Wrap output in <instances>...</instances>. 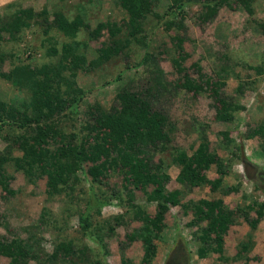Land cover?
I'll return each mask as SVG.
<instances>
[{"label": "trees", "instance_id": "obj_1", "mask_svg": "<svg viewBox=\"0 0 264 264\" xmlns=\"http://www.w3.org/2000/svg\"><path fill=\"white\" fill-rule=\"evenodd\" d=\"M22 1L5 5L3 10L7 12L4 15L0 12V65L5 58H9L4 42L19 39L21 31L32 28L39 18L43 17L44 23L47 21L45 39L46 43L52 45L47 51L50 60L33 64L11 59V70L0 71V76L23 93V98L16 104L0 100V136L6 143L0 149V185L11 194L17 192L9 187L8 181L12 175L7 172L10 168L22 171L27 182L32 184L45 176L49 200L60 198L64 205L57 213L44 208L38 222L24 228L27 237L19 235L10 242L0 240V253L11 257L9 264H23L20 263L22 256L34 259L36 264H107L104 258H100V254H93V257L98 256L94 259L92 255H87V251L91 250L86 239H97L96 231L106 230L101 222L94 221L92 212L100 214L103 205L114 198L119 200L120 205L129 204L126 212L144 221V226L129 233L128 238L135 240L137 237L143 242L144 255L140 264H153L158 250L155 238L160 237L165 226L164 214L170 204L184 205V189L167 188L171 179L168 170L170 166L179 167L177 180L186 188L209 185L213 190H219L223 183L222 174L212 179L203 171L213 163L216 155L209 150V139L198 124L194 127L199 131L200 144L192 154L175 145L177 127L162 106L163 99L177 95L181 87L196 92L208 91L219 102L217 112L228 121L245 108L240 102L230 100L228 103V98L220 91L225 82L221 75L226 70L225 66H221L219 72L222 81L213 80L211 76L202 73L199 63L193 65L198 72V77L193 78L185 67L188 54L178 43L167 46V38L184 42V38L179 35L193 6L200 7L197 20L211 21L224 5L232 8L239 4L238 7L254 17L255 4L259 0H121L127 18L121 23L107 21L98 24L95 35L108 27L112 39L110 44H104L99 49L97 62L87 65L85 69L90 71L119 56L129 58L138 54L139 61L135 64L138 75L132 76L137 83L134 85V79H130L122 85L116 95L118 104L111 108L100 101H88V90L77 83V72L86 63L83 48L86 49L87 44L77 39L82 28H87L88 23H85L84 18L79 14L71 17L63 10H54L56 19L49 23L50 11L45 9L36 13L33 8L23 9ZM253 21L264 33V19L255 18ZM40 25H43L42 21ZM51 29L72 36L76 41L65 42L62 48H58L54 37H49ZM4 32L9 34V39L3 40ZM140 49H145L144 53ZM162 54L170 59L177 73L184 75L182 79L173 82L166 76L159 60ZM10 56L14 54L10 53ZM70 58H73L72 63ZM255 69L263 74L264 62ZM121 79L122 76L118 75L116 80ZM71 119L74 123L69 126L64 124ZM263 131L264 121L250 136ZM17 151L22 154L16 155ZM158 154L160 159L156 161ZM238 159L242 161V158ZM80 171L91 175L92 187L86 206L78 213L82 237L76 240L65 236V232L68 221L76 213V200L82 195ZM112 176L123 178L122 187L113 189L110 195H98L94 183L103 182L104 177ZM130 185L142 189L149 201L156 202L154 215L146 213V209L135 202ZM235 188L231 186L228 190L238 191ZM224 191L226 193L227 189ZM255 205L257 203L252 202L243 208L246 211L245 219L249 220L253 231L258 229L264 218V206ZM185 208L194 210V218L189 226H198L193 231L197 242V259L207 258L210 253H217L219 257L209 264L249 259L256 245L254 232H249L246 239L237 244L235 255L226 253L224 237L235 222V213L228 209L223 198L193 200ZM249 211H255L256 217H251ZM58 217L63 218L64 226H60ZM124 218V215L116 216L115 225H110L109 231L113 232L119 226L126 225ZM53 224L65 235L58 239L53 252L49 253L37 233H44L43 226ZM186 240L182 238L176 261L168 260L165 264H193L194 251L189 248L190 244ZM123 261L127 263L128 260Z\"/></svg>", "mask_w": 264, "mask_h": 264}, {"label": "rangeland", "instance_id": "obj_2", "mask_svg": "<svg viewBox=\"0 0 264 264\" xmlns=\"http://www.w3.org/2000/svg\"><path fill=\"white\" fill-rule=\"evenodd\" d=\"M120 1H22L23 9L33 8L36 13H41L45 9L50 11L49 23L56 19L54 10H63L71 17L79 14L84 18L88 25L87 28H82L77 39L81 43L87 44V48H83L86 54V63L77 72V83L88 90L86 95L88 101H100L108 108L118 104L116 95L120 87L130 79H134L133 75H138L135 72L137 70L135 64L139 61L138 54L129 58L124 55L119 56L110 63L94 66L95 68L93 67L94 69H90V71H85V69H87V65L97 62L96 58L100 56L99 49L104 44H110L112 39L108 27L101 29L95 35L98 24L107 21L121 23L124 18H127ZM238 6L239 4H235L232 8L227 5L222 6L211 21L197 20L200 7L193 6L187 17L186 25L179 35L184 38V42H179L178 39L172 41L167 38V46L178 43L188 54L185 67L189 69L188 72L193 78L198 77L197 69L193 67L196 63L201 65L202 73L211 76L213 80L221 79L219 72L222 69L221 66H225L226 70L221 73L225 82H223L220 91L224 97L228 98V103L230 100L236 103L240 102L245 108L228 121L223 119V114L217 112L216 107L219 106V102L213 96L211 97L208 91L196 92L181 87L177 95L163 99L162 106L168 112L172 123L177 127L175 145L185 148L192 154L200 144L199 131L194 127L198 124L197 126L201 130L204 129L205 136L209 139V150L216 155L213 163L203 171L212 179L222 174L223 183L219 190H213L209 185L192 189L186 188L177 180L179 167L170 166L168 170L171 179L167 188L169 190L184 189L185 193L182 195L184 205L170 204L169 210L164 214L165 226L161 230L160 237L155 238L158 250L153 264H165L168 260H175L177 253H180L179 245H182V238L187 239L186 241L190 244L189 248L194 251L193 264L196 262L209 264L218 260L217 253H210V256L201 260L197 259L195 254V243L197 242L193 237V231L198 229V226H189V222L194 218V210L192 208L187 210L185 207L190 201L201 198H223L228 209L235 213V222L229 227V231L227 234L225 233L224 237L228 255H235L237 244L246 239L249 232H254L256 245L250 253L249 259L244 258L232 264H264V218L259 223L258 229L253 231L249 220L245 219L246 211L243 210L252 202L257 203L256 207L261 204L264 206V131L250 136L251 132L264 121V73L259 74L255 69L264 62V33L253 21L255 18L264 19V0L256 2L254 17ZM0 12L4 15L7 11L4 12L1 9ZM39 19L38 24L35 22L32 28L22 30L19 39L8 41V43L4 42L10 59L5 58L0 65V71L9 72L11 70V59L33 64H41L50 60L47 51L52 44L46 43L47 35L44 32L47 21L44 23L43 17ZM40 21L43 25H40ZM48 34L49 37H54L53 40L58 48H62L65 42L76 41V38L63 32L60 33L56 29H51ZM2 35L3 40L10 38L6 32ZM153 37L150 36V38ZM140 50L141 53H144L145 49ZM10 53H13L14 56H10ZM159 60L170 80L176 82L178 79H182L184 75L177 73L165 54H162ZM70 61L72 63L73 58H70ZM89 67L91 68V66ZM140 72L141 69H139ZM118 75L122 76V81L116 80ZM133 83L136 85V78ZM22 98L23 93L0 76V100L16 104ZM68 120L63 123L67 126L74 123L72 119ZM5 144L0 136V149H3ZM21 154L20 151L16 152V155ZM238 157L242 158V161ZM158 159H160V154L157 155L156 161ZM220 167L222 169L219 171ZM85 168L87 169V167ZM7 173L12 175L9 177V187L17 192L11 194L0 185V240L10 242L19 235L27 237L28 234L24 228L38 222L44 208H50L53 213H57L64 203L60 198L49 200L45 176L39 178L36 184H32L27 182L22 171L10 168ZM79 175L82 195L76 200L78 201L76 202V213L67 223L69 225L65 232L66 235L61 234L60 229L56 228L54 224L49 227L43 226L44 233H37L43 242L42 245L49 253L53 252L54 244L59 241V238H64V235L76 240L82 237L79 232L78 213L88 202L92 177L85 171H80ZM123 183L121 176L104 177L103 182H95L93 187H96L98 195L102 193L110 195L113 189L117 190L122 187ZM231 186H235L238 191L228 190ZM129 188L134 192L135 202L142 205L146 209V213L154 215L157 210L156 202L149 201L142 189L135 188L133 185H130ZM151 188L150 186L149 190ZM110 201L103 205L100 214L92 212L94 221L101 222L106 230L96 231L98 232L97 239L89 237L86 239L91 250L87 251V255H92L91 258L94 259L98 256L93 257V254H100V258H104L107 264H140L144 255L143 242L137 237L135 240L129 239L128 234L143 227L144 221L133 218L129 212H126L129 204L120 205L119 200L114 198ZM249 213L251 217H256L255 211H249ZM118 215H124L127 223L110 232L109 226L115 225ZM58 220L60 226H64L63 218L58 217ZM35 230L33 232L36 235ZM123 259L129 262L125 263ZM10 261V256L0 253V264H9ZM20 263L36 264L34 259L27 256L20 257Z\"/></svg>", "mask_w": 264, "mask_h": 264}, {"label": "crops", "instance_id": "obj_3", "mask_svg": "<svg viewBox=\"0 0 264 264\" xmlns=\"http://www.w3.org/2000/svg\"><path fill=\"white\" fill-rule=\"evenodd\" d=\"M15 1H18V0H0V11L1 9H3V7L11 2H15ZM254 249V248H253ZM253 251V250H252ZM227 253V252H226ZM237 261H240V260H237ZM237 261H230L229 263H224V261L220 262V264H232V263H237Z\"/></svg>", "mask_w": 264, "mask_h": 264}]
</instances>
